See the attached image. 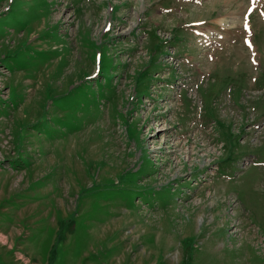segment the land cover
Here are the masks:
<instances>
[{"label":"rangeland","instance_id":"374dc122","mask_svg":"<svg viewBox=\"0 0 264 264\" xmlns=\"http://www.w3.org/2000/svg\"><path fill=\"white\" fill-rule=\"evenodd\" d=\"M246 3L0 0V264H264Z\"/></svg>","mask_w":264,"mask_h":264}]
</instances>
